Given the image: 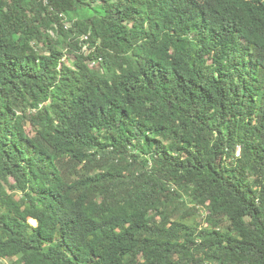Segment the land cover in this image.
<instances>
[{
	"label": "trees",
	"instance_id": "16d2710c",
	"mask_svg": "<svg viewBox=\"0 0 264 264\" xmlns=\"http://www.w3.org/2000/svg\"><path fill=\"white\" fill-rule=\"evenodd\" d=\"M8 259L264 264V0H0Z\"/></svg>",
	"mask_w": 264,
	"mask_h": 264
},
{
	"label": "rangeland",
	"instance_id": "374dc122",
	"mask_svg": "<svg viewBox=\"0 0 264 264\" xmlns=\"http://www.w3.org/2000/svg\"><path fill=\"white\" fill-rule=\"evenodd\" d=\"M67 25L69 26L70 25V23L69 22H67ZM39 46L42 48L43 47V45L42 44H39ZM74 59V57L72 56V52L70 51V50H67L66 51V53H65V56H64V58H63V62L64 63H66V64H69V60H73ZM91 67L92 68H94V69H99V64L98 63H96V64H94V65H91ZM26 131L30 134V135H32V134H34V131L32 130V128H31V125H26ZM195 218H196V223H198L199 225L201 224V218L200 217H197V216H194ZM30 221V220H29ZM30 223L32 224V225H36V221H30ZM12 262H13V260H11V259H8V260H6L5 261V264H12ZM132 264H139V260H133L132 262H131Z\"/></svg>",
	"mask_w": 264,
	"mask_h": 264
},
{
	"label": "bare ground",
	"instance_id": "6f19581e",
	"mask_svg": "<svg viewBox=\"0 0 264 264\" xmlns=\"http://www.w3.org/2000/svg\"><path fill=\"white\" fill-rule=\"evenodd\" d=\"M30 221H35L34 219H30ZM33 224V223H32Z\"/></svg>",
	"mask_w": 264,
	"mask_h": 264
}]
</instances>
